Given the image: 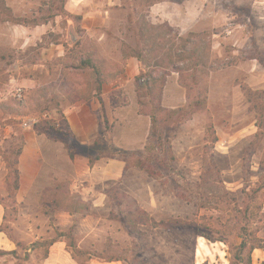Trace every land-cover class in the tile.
<instances>
[{
    "label": "rangeland",
    "instance_id": "1",
    "mask_svg": "<svg viewBox=\"0 0 264 264\" xmlns=\"http://www.w3.org/2000/svg\"><path fill=\"white\" fill-rule=\"evenodd\" d=\"M84 59L96 72L78 68ZM196 64L197 84L181 81L175 67L190 76ZM150 73L165 77L160 102L138 82ZM82 101L108 121L99 145L82 151L125 161V173L94 204L7 203L0 228L19 249L0 264H41L60 238L75 248L81 220L61 232L64 209L95 218L84 243L96 247L73 252L82 260L194 264L201 233L235 246L245 226L264 239V0H0V133L10 125L15 138L0 153L16 157L28 121ZM153 110L156 125L144 114Z\"/></svg>",
    "mask_w": 264,
    "mask_h": 264
},
{
    "label": "crops",
    "instance_id": "2",
    "mask_svg": "<svg viewBox=\"0 0 264 264\" xmlns=\"http://www.w3.org/2000/svg\"><path fill=\"white\" fill-rule=\"evenodd\" d=\"M133 58L129 61L132 62ZM123 86H118L122 88ZM105 88V87H104ZM103 102H105V95ZM96 104H89L82 101L76 103L72 108L64 112L68 129L71 133V140L76 145V154L71 159L69 146L61 139L49 137L35 129L28 128L23 131L22 150L18 157V184L15 190V177L7 161L5 153H0V227L6 221V204L15 203L24 205L27 209H32L35 204H58L73 201L74 197L80 199L81 203L94 204L98 199L107 198L108 195L98 191V188L108 182L115 181L123 176L126 170V162L118 159H109L104 163L103 159L90 163L89 153L82 149H90L101 136L103 125L101 124L99 112L95 108ZM2 135L4 138L0 144L8 142L10 136V125H4ZM5 132V133H4ZM0 133V134H1ZM69 144V143H68ZM68 162V163H66ZM68 173V182L60 180V173ZM82 179V181H79ZM101 198V199H100ZM28 215V211H27ZM71 210H60L55 219L59 220L61 232L69 231L73 220H81V228H78L82 236L75 248L68 245L65 238L54 241L49 246L47 255L41 264H123L121 258L105 259L91 256L85 260L73 255L74 249L79 253L95 248L91 243H84L91 237L93 230L84 228L91 220L87 213L80 216ZM31 219V214L28 215ZM201 242L203 255L199 258L197 250ZM205 244V246H204ZM19 249L16 243L0 231V251L12 253ZM31 250H29L30 252ZM194 264H231V255L227 247L222 242H210L203 237H197L194 245ZM3 260L0 258V261ZM254 264L264 263V249H256L252 253Z\"/></svg>",
    "mask_w": 264,
    "mask_h": 264
},
{
    "label": "trees",
    "instance_id": "3",
    "mask_svg": "<svg viewBox=\"0 0 264 264\" xmlns=\"http://www.w3.org/2000/svg\"><path fill=\"white\" fill-rule=\"evenodd\" d=\"M49 19H47L45 22H47ZM36 24H40V23H36ZM173 54V53H172ZM178 53H175L174 52V55L177 56ZM132 57H135L139 62H143L144 61V56H143V53L137 51L136 53H133V55H131ZM172 55L169 56V59L172 61ZM179 57V55H178ZM170 61V62H171ZM160 66L164 67V65H161V62L159 64ZM198 66H201L200 64H196L194 66V69L193 68H189V71L192 72L191 75L189 76L188 73L187 75H184L185 73L183 72L184 70H182L181 68H176L175 67V70L181 75L180 76V80L183 81L184 78L185 80L189 81L190 78L192 79L193 83L195 82V85L197 84L196 83V79H198V75H196V73L194 72L195 68H198ZM80 67V68H79ZM79 69H85V68H90L91 70H94L96 72L97 68H96V65L94 64V62L91 60V59H84L80 62V66H78ZM174 68V67H173ZM188 71V70H187ZM146 77V79H145ZM141 80H146V83L142 84V86H147L148 87V91H146V94L148 97L150 98H153V101L155 102H160L161 99H162V96H163V88L165 86V83H166V80H165V77H157V76H154L153 73H150L149 75L147 76H141V77H138V82L140 83ZM98 83V89H97V93H102V90H103V82L101 80L98 79L97 81ZM154 85V87H153ZM157 86H159V89L157 88ZM155 88V91L154 89ZM191 90H192V86H188ZM204 91H202L203 93H206V89L204 88L203 89ZM154 91V93H152ZM99 103L101 104V106H104V102H103V99L100 95H98L97 97ZM21 102L23 101H20V104ZM139 104L142 106L144 105V103L142 102H139ZM145 115L149 116L150 119H151V122L153 125H156L159 121L157 115L155 114L154 110L153 111H148L146 113H144ZM99 117H100V121H101V124L104 125V122L106 123V125L108 124V121L104 119V122L102 120V118H104L103 114H100L99 113ZM36 128H39L38 129V132L40 133H44L46 134L47 136L49 137H55L56 139H61L63 140L64 142L65 141V137L63 136H69L71 138V133H70V130L68 129V125H67V121L65 119V116L62 115L59 119H55V120H50V121H42L41 123H39L38 125H36ZM54 131V132H53ZM62 136V137H61ZM105 137V131H104V127H103V130H102V133H101V136L99 137V139H97L94 143V146H97L99 145V142L101 139H103ZM66 145L68 146L69 144L66 143ZM21 150H22V146L21 148L17 151L16 153V157L14 158H11V155L6 152L5 153V160L7 161L12 173L14 174V177H15V183H14V186L15 187V190L18 189L19 187V184H18V157L21 153ZM69 152H70V157L71 159H74V156L76 154V149L74 148H69ZM15 155V154H14ZM90 159V163L92 164L93 162H95V160H99L100 158L99 157H92L90 156L89 157ZM250 218H246V224H248L250 222L249 220ZM257 222L258 223H263L264 222V218H261V219H257ZM145 224V223H144ZM161 225H166L167 227H173L175 224L174 222L173 223H165V222H161L160 223ZM245 224V225H246ZM0 231L2 232H5L3 229L0 228ZM242 232L241 235L239 236L240 238V242L235 245V246H232L230 243H227L224 239H214L212 236L208 235V234H204V233H201L200 234V237H203L205 239H207L208 241L210 242H222V243H226L228 245V247L230 248L231 250V254H232V262L231 264H253L252 263V253L254 250L256 249H264V239H259L257 237V234L255 231L254 233L253 232H248L247 228L244 226L242 228ZM7 234V233H6ZM8 235V234H7ZM63 236V235H61ZM10 238V237H9ZM9 254L8 252H4V251H0V256H4V255H7ZM246 254V255H245ZM264 264V263H262Z\"/></svg>",
    "mask_w": 264,
    "mask_h": 264
},
{
    "label": "built area",
    "instance_id": "4",
    "mask_svg": "<svg viewBox=\"0 0 264 264\" xmlns=\"http://www.w3.org/2000/svg\"><path fill=\"white\" fill-rule=\"evenodd\" d=\"M18 96L21 97V94L19 93ZM50 120L51 118L49 117V115L45 113L42 116V119H32L25 124V127L28 129V128H31L32 126L38 125L39 123H41V121H50Z\"/></svg>",
    "mask_w": 264,
    "mask_h": 264
},
{
    "label": "bare ground",
    "instance_id": "5",
    "mask_svg": "<svg viewBox=\"0 0 264 264\" xmlns=\"http://www.w3.org/2000/svg\"><path fill=\"white\" fill-rule=\"evenodd\" d=\"M202 243H199L198 250H197V256L200 258L203 255V249H202Z\"/></svg>",
    "mask_w": 264,
    "mask_h": 264
}]
</instances>
